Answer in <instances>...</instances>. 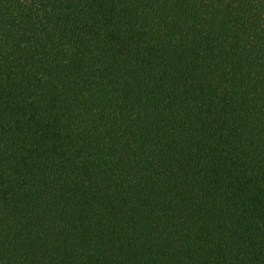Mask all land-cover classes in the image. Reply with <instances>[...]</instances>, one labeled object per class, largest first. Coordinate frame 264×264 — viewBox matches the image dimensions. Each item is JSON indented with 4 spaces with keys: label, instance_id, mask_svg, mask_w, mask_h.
<instances>
[{
    "label": "trees",
    "instance_id": "16d2710c",
    "mask_svg": "<svg viewBox=\"0 0 264 264\" xmlns=\"http://www.w3.org/2000/svg\"><path fill=\"white\" fill-rule=\"evenodd\" d=\"M0 264H264V0H0Z\"/></svg>",
    "mask_w": 264,
    "mask_h": 264
}]
</instances>
